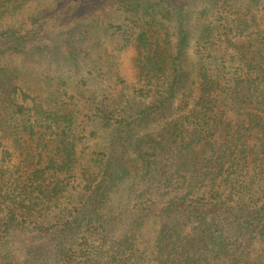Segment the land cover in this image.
Wrapping results in <instances>:
<instances>
[{"label": "trees", "instance_id": "obj_1", "mask_svg": "<svg viewBox=\"0 0 264 264\" xmlns=\"http://www.w3.org/2000/svg\"><path fill=\"white\" fill-rule=\"evenodd\" d=\"M39 1L0 0V264H264V0ZM108 39L134 101L84 95Z\"/></svg>", "mask_w": 264, "mask_h": 264}, {"label": "rangeland", "instance_id": "obj_2", "mask_svg": "<svg viewBox=\"0 0 264 264\" xmlns=\"http://www.w3.org/2000/svg\"><path fill=\"white\" fill-rule=\"evenodd\" d=\"M61 2L64 3V0H40L37 4H35V6H32V8L30 9V12L35 11V12H33V16H38V14L40 12H42V10H44V12H46V11L51 12ZM27 14L28 13L24 12L21 17H17L15 19L13 18V21L8 19L5 22L8 25H10V24L19 25L21 23L20 19L26 17ZM86 22H90V21L86 20ZM195 22H198V21L195 20V17H192L190 23L192 24ZM101 36L102 35L98 31L97 28L93 29V31L89 35V38L87 39L86 43L84 44L85 46H89V48L93 50V52L95 53L96 56L98 54H96L95 41H96L97 37H101ZM108 40H109V42H106V44L102 45L99 49H97V51H99L100 54H103V59L107 58L109 60V57H110V62L112 61V65H111L112 72L108 71L107 67L106 66L104 67V65H103V67L105 68L104 72H106V73H104L105 81L100 82L99 78L92 79V82L91 81L88 82L87 86H84L82 88V89H84V95L89 96L90 94H92V95L94 94L95 97H98L104 93H107V94H111V92L113 94L117 93V91H119V88L116 87V85H114L115 89H111V88H113L111 85L115 84V82H116L115 69H118L119 78L122 79L124 81V85H126V88L123 90V92L125 93V95L127 96L129 101H134V100H136L134 89L138 86V82H137V78H136V69L134 66V59L136 58L135 52L133 49L117 51L114 48V42L110 39H108ZM194 50H195V45H191V48L189 49V53H188L190 60H192V58L195 57L193 55ZM2 59H3V62L14 61V63H16V64H20V61H21L18 55L17 56L16 55H5V56H3ZM45 66L46 65L44 62L43 63L37 62L33 66L31 65V67H33V69L37 70L38 76L36 77L34 74H33V76L35 79V83H37V85H38V88H40L42 86L41 84H43V82L41 80V78L43 79V77L54 78L55 75H57V76L62 75V77H64V76L67 77L69 75H73V73L62 74L61 72L60 73H54V72L42 73L43 68ZM82 70L85 71L84 68ZM84 71H83V73H84ZM83 73L74 75L73 78L80 80L79 75H81ZM94 74L96 75V73H94ZM73 78H72V80H68L66 78L68 81L67 83L71 87L70 92L73 89L72 85H74ZM94 81H97V83H94ZM56 83H57V80L52 81L53 86L56 85ZM117 86H120V84H118ZM84 143L88 146V149H92L95 147L94 142L86 141Z\"/></svg>", "mask_w": 264, "mask_h": 264}]
</instances>
